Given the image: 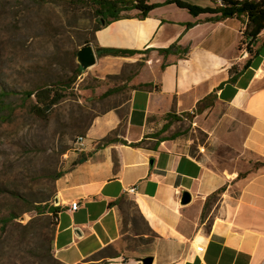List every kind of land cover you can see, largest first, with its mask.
I'll return each mask as SVG.
<instances>
[{
	"label": "crops",
	"instance_id": "obj_1",
	"mask_svg": "<svg viewBox=\"0 0 264 264\" xmlns=\"http://www.w3.org/2000/svg\"><path fill=\"white\" fill-rule=\"evenodd\" d=\"M222 2L151 0L154 9L146 16L109 9L113 27L100 23L97 48L150 52L140 56L141 71L130 83L137 90L105 110L103 126L91 133L100 146L75 155L69 183L60 190L53 246L60 264H101L92 258L128 241L127 202L135 204L153 241L146 244L147 234L133 231L141 252L105 264H143L146 258L153 264H264V35L248 38L247 18L224 19ZM171 48L166 58L157 52ZM209 96L215 106L208 105ZM185 114L194 117L191 134L198 125L204 142L149 138L163 132L169 116ZM145 141L155 144L142 147ZM213 155L227 164H213ZM131 187L136 196L128 194ZM73 202L77 212L67 208Z\"/></svg>",
	"mask_w": 264,
	"mask_h": 264
},
{
	"label": "rangeland",
	"instance_id": "obj_2",
	"mask_svg": "<svg viewBox=\"0 0 264 264\" xmlns=\"http://www.w3.org/2000/svg\"><path fill=\"white\" fill-rule=\"evenodd\" d=\"M99 17V11L55 5L50 0H0V92L35 90L69 78L80 66L77 54L82 48L92 46L96 52ZM143 58L136 56L134 63L124 65L98 59L93 68L83 70L73 96L46 119L32 114L30 105H22L20 97L6 102L15 110L12 115L0 110V223L6 222L0 226V264H59L53 248L57 216L40 215L39 210L58 206L55 201L69 183L75 155H81L74 150L76 139L84 137L100 146L91 133L103 126L106 109L130 99L137 88L130 83L141 71ZM111 90L117 93L104 99ZM191 118L189 114L168 118L170 128L149 137L204 142L198 125L191 134ZM117 124V132H123L124 121ZM154 144L145 141L142 147ZM210 160L227 164L222 156L213 155ZM124 211L123 231L128 233V241L120 243L117 252L136 255L142 246L132 241L133 231L147 234L146 244L153 237L132 202H127Z\"/></svg>",
	"mask_w": 264,
	"mask_h": 264
},
{
	"label": "trees",
	"instance_id": "obj_3",
	"mask_svg": "<svg viewBox=\"0 0 264 264\" xmlns=\"http://www.w3.org/2000/svg\"><path fill=\"white\" fill-rule=\"evenodd\" d=\"M150 1L151 0H50V2L55 5H72L92 12L99 11L100 15L102 13L103 8L106 7L116 13L121 10L135 9L141 12L144 16L151 13L154 9V6L148 5ZM222 3L223 8L221 10V13L223 14L224 19L237 18L241 20L243 18H247L248 27L246 30V36L248 38L254 40L261 33L262 26L264 24V0H223ZM179 5L183 8L189 9L191 13L195 12V10L191 7H187L181 3H179ZM199 11L200 13H209L208 11ZM148 52L150 51L142 52L96 48V54L99 59L105 57L128 59L134 58L136 56H141ZM157 52L159 55H162L166 58L173 53V49L171 48L169 50H158ZM82 74L83 69L80 66H77L69 78L64 80H57L48 84H43L35 90H25L22 92H18L16 90L3 89L0 92V110H2L3 113H8V115H12L15 110L6 102L11 98L20 97L22 105H30L29 108L32 114H34L40 119H46L53 112L54 109L59 107L62 103H64L66 100L73 96L75 88L78 84V80L80 79ZM144 87L146 86H141V88ZM134 90H137V88H135ZM115 93H117V91L111 90L108 91L105 95H103V97H109ZM206 101L208 102V105H211L214 101V97L209 96ZM173 117L176 116H169V118ZM169 127L170 124L165 125L163 131L168 130ZM131 146L140 147L141 143L132 144ZM133 205L135 206L134 203ZM60 210V206H53L47 210L46 208L40 209L39 214L45 215L46 213H49L53 217H56ZM4 223L6 222L0 223V226ZM117 246L104 249L97 256L93 257L92 261H102L101 264H105L107 262V259L119 258L120 254L117 252Z\"/></svg>",
	"mask_w": 264,
	"mask_h": 264
},
{
	"label": "water",
	"instance_id": "obj_4",
	"mask_svg": "<svg viewBox=\"0 0 264 264\" xmlns=\"http://www.w3.org/2000/svg\"><path fill=\"white\" fill-rule=\"evenodd\" d=\"M99 20L103 28L110 29L113 27L112 13L109 8H103ZM140 20H143V17H140ZM77 62L84 71L93 68L97 64V54L94 48L92 46L82 48L77 54ZM189 197V195L185 196V204L189 203ZM55 204H59L58 199H56ZM142 262L143 264H153V258H146Z\"/></svg>",
	"mask_w": 264,
	"mask_h": 264
},
{
	"label": "built area",
	"instance_id": "obj_5",
	"mask_svg": "<svg viewBox=\"0 0 264 264\" xmlns=\"http://www.w3.org/2000/svg\"><path fill=\"white\" fill-rule=\"evenodd\" d=\"M260 35H264V24L262 26V30ZM252 48V45L249 44L247 45L245 52L243 54V57L248 56L249 50ZM78 154H84V155H89L91 154L94 150H96V145L94 144L93 141H90L84 137H78L75 142V149H74ZM138 193L137 187H131L128 190V194L131 196H136ZM68 210L70 212H77L80 209V205L77 202H73L70 205L67 206ZM199 253H204L205 249L203 247L198 248L197 250Z\"/></svg>",
	"mask_w": 264,
	"mask_h": 264
}]
</instances>
